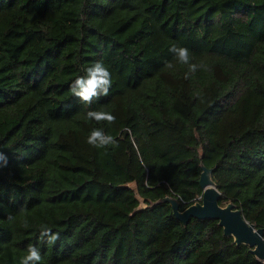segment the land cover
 Here are the masks:
<instances>
[{"label":"trees","instance_id":"16d2710c","mask_svg":"<svg viewBox=\"0 0 264 264\" xmlns=\"http://www.w3.org/2000/svg\"><path fill=\"white\" fill-rule=\"evenodd\" d=\"M173 45L206 70L185 79ZM97 61L112 87L87 105L70 84ZM94 127L117 143L89 145ZM0 147V264L29 244L39 264H264L157 202L199 200L204 165L264 229V0H0Z\"/></svg>","mask_w":264,"mask_h":264},{"label":"clouds","instance_id":"9594fccd","mask_svg":"<svg viewBox=\"0 0 264 264\" xmlns=\"http://www.w3.org/2000/svg\"><path fill=\"white\" fill-rule=\"evenodd\" d=\"M169 51L174 54V58L182 65L188 66V71L185 73V79L195 73L198 69H205L206 66L201 62L200 64L191 62L190 50L184 46L173 45ZM167 68L172 69L174 65L168 63ZM84 75L78 76L70 84V92L73 96L77 97L82 103L91 105L94 99L100 96H108L112 87V74L108 67L105 66L103 61L94 62L91 66L84 69ZM200 102H205V97L200 95L198 97ZM87 118L94 120L97 123L106 121L109 125L116 122L114 114L102 110H89ZM86 142L94 148L103 149L109 145H115L116 139L107 134L102 128H93L87 137ZM8 158L0 147V167H6ZM11 220L12 217H9ZM40 240L46 242L48 245H55L60 240V233L54 232L48 225H41L39 229ZM42 260L40 249L29 244L26 250V255L20 259V264H39Z\"/></svg>","mask_w":264,"mask_h":264},{"label":"water","instance_id":"95a60500","mask_svg":"<svg viewBox=\"0 0 264 264\" xmlns=\"http://www.w3.org/2000/svg\"><path fill=\"white\" fill-rule=\"evenodd\" d=\"M212 171L213 169L202 165L199 183L203 188V194L199 200L184 210L180 209L179 201L172 196L157 202H169L175 216L185 224L193 217L217 219L226 235L233 236L237 244L249 245L256 257L264 261V229L256 227L254 223L247 220L242 210L234 202H229L226 205L220 204L222 194L212 178Z\"/></svg>","mask_w":264,"mask_h":264}]
</instances>
